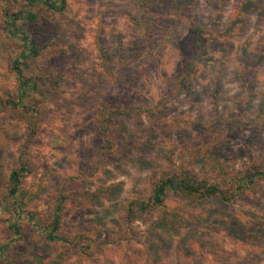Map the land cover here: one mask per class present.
Listing matches in <instances>:
<instances>
[{"label":"rangeland","instance_id":"1","mask_svg":"<svg viewBox=\"0 0 264 264\" xmlns=\"http://www.w3.org/2000/svg\"><path fill=\"white\" fill-rule=\"evenodd\" d=\"M245 1L185 0L177 10L172 0H150L146 34L133 25L136 0H67L65 12H38L55 35L24 71L39 83L26 97L39 128L29 149L35 172L21 180L20 210L9 196V178L33 119L0 109V264H264V236L253 244L239 228L264 218V182L230 204L194 207L169 198L168 212L130 227L122 220L126 203L150 196L162 169L215 180L222 171L264 162V2L221 37L198 64L201 75L169 98L166 122L146 115L120 121L115 148L104 155L95 124L103 95L114 108H157L159 96L174 90L183 56L196 50L191 23L224 33ZM24 2L0 0V98L18 92L11 54L17 39L7 35L2 13ZM27 27L20 20L12 35ZM96 41L107 50L108 71ZM60 195L69 201L59 235L87 236L81 250L47 239ZM16 219L14 233L8 222Z\"/></svg>","mask_w":264,"mask_h":264},{"label":"trees","instance_id":"2","mask_svg":"<svg viewBox=\"0 0 264 264\" xmlns=\"http://www.w3.org/2000/svg\"><path fill=\"white\" fill-rule=\"evenodd\" d=\"M149 1L136 0L139 16L136 20H133V25L138 31L143 32V34H146L145 24L150 19L148 16L150 12ZM227 1L222 0L223 3ZM263 2L264 0H247L243 2L237 8L229 28L224 33L208 30L202 24L191 23V38L196 46V50L183 56V67L175 80L174 90L171 94L164 93L159 96L157 108H150L148 106L128 107L127 105L114 108L104 98V95L100 96L97 102L98 110L95 124L104 138L105 145L99 148V153L104 155L105 152L114 150V129L120 121L126 118L140 119L142 115H146L147 118L155 123L163 124L166 122L169 113V108L167 107L169 98L178 97L183 88L187 87L191 80L201 75L202 70L198 64L209 57L210 52L215 49L216 43L221 37L226 38L225 35L231 34L234 30L233 28L243 24L248 14L257 10V7ZM184 3L185 0H172V5L177 10L181 9ZM38 6H41V8L38 9ZM41 9L62 13L68 9V2L67 0H25L17 11H12L8 7L2 13V20L7 35L12 38L10 40L17 39V47L11 49V54L13 57L12 70L18 81V92L16 98L10 96L0 98V109L12 108L13 111L22 114V117L25 118L30 114V119H33L30 121L28 127V136L22 148L18 167L12 171L9 178V196L14 200L17 210H20V203L22 202L20 200L21 195L19 194L21 180L35 172V167L32 166L30 161L29 149L32 138L39 128L38 124H36V115L29 113L32 108L27 104L26 98L36 86H39V83L32 75L29 76L25 73L30 69L27 67L29 64L27 61L40 58L44 49L49 48V43H53V41H50L55 35L53 25L45 19H41L38 13ZM180 15L183 14L180 13ZM20 20H25L28 27L17 37H14L15 35H12V31L16 29L15 27ZM96 45L101 54L102 66L108 71L107 50L102 48L100 41H96ZM18 50H20V53H18ZM182 122L184 121L182 120ZM261 129H264V125H262ZM262 182H264V162H260L257 159L240 172L225 173L222 171L215 180L195 172L162 169L153 176L150 184V196L146 198L141 195L126 203L122 210V220L130 227L136 222L146 219L151 214L168 212L167 201L169 198L180 199L194 207L210 202L230 204L240 200L245 192L254 191ZM53 201V221L49 228L44 229L47 232V239L53 242H62L67 246L79 250L83 249L84 245L82 243L89 242L90 240L87 236L78 234L70 238L59 235L61 233L63 208L65 203L69 201V196L60 195L59 197H55ZM17 219L8 222L9 227L12 228L14 233L18 231ZM237 227L235 224L227 225L231 233L236 232L238 235ZM239 228H241V233L249 239V242L254 244L260 237L264 236V218H258L253 220L252 224H243ZM86 248L88 249V247ZM3 251L4 248H1L0 255Z\"/></svg>","mask_w":264,"mask_h":264}]
</instances>
